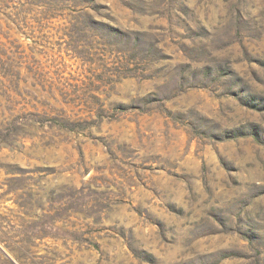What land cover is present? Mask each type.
<instances>
[{
	"label": "rangeland",
	"instance_id": "374dc122",
	"mask_svg": "<svg viewBox=\"0 0 264 264\" xmlns=\"http://www.w3.org/2000/svg\"><path fill=\"white\" fill-rule=\"evenodd\" d=\"M0 264H264V0H0Z\"/></svg>",
	"mask_w": 264,
	"mask_h": 264
},
{
	"label": "trees",
	"instance_id": "16d2710c",
	"mask_svg": "<svg viewBox=\"0 0 264 264\" xmlns=\"http://www.w3.org/2000/svg\"><path fill=\"white\" fill-rule=\"evenodd\" d=\"M120 108H122V107H120Z\"/></svg>",
	"mask_w": 264,
	"mask_h": 264
}]
</instances>
